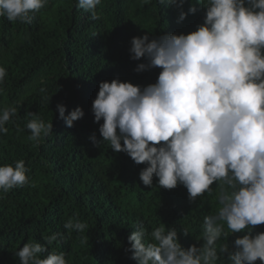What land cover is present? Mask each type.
I'll return each mask as SVG.
<instances>
[{
  "label": "trees",
  "instance_id": "1",
  "mask_svg": "<svg viewBox=\"0 0 264 264\" xmlns=\"http://www.w3.org/2000/svg\"><path fill=\"white\" fill-rule=\"evenodd\" d=\"M76 3L48 0L30 24L0 17V66L7 70L0 109H17L5 125L8 132L0 134V166L24 160L30 179L6 193L0 190V264H20L15 253L23 244H45L44 237L53 233L58 239L46 245L48 252H64L68 264H137L127 237L139 222L149 234L162 225L175 228L185 249L202 246L204 217L220 207L216 182L211 195L190 202L182 184L165 189L154 175L153 185L145 186L139 178L145 164L113 151L106 141L95 145L89 137L94 133L102 141L103 119L94 122L92 112L101 81L119 78L146 86L158 78L160 68L135 71L146 60L131 59L132 37L187 34L203 23L205 8L197 0H184L187 15L178 22L181 9L159 0H102L96 9L100 19L93 20ZM193 5L194 14L188 11ZM58 103L66 106V115L77 106L85 115L67 127ZM30 112L53 124L52 134L39 144L29 139ZM69 219L88 228L69 232L64 228ZM246 232H229L218 245L227 243L235 252V239ZM260 232L264 224L254 226L252 235ZM227 255L221 254L217 264H229Z\"/></svg>",
  "mask_w": 264,
  "mask_h": 264
},
{
  "label": "clouds",
  "instance_id": "2",
  "mask_svg": "<svg viewBox=\"0 0 264 264\" xmlns=\"http://www.w3.org/2000/svg\"><path fill=\"white\" fill-rule=\"evenodd\" d=\"M48 0H0V17L31 23L32 14ZM102 0H77L76 6L98 20ZM149 4L151 0H143ZM181 9L184 0H159ZM206 12L204 21L187 34L168 33L157 38L134 36L129 49L139 63L136 72L160 68L154 83L146 86L114 78L99 83L92 103L94 122L102 141L115 152L126 153L136 164H145L139 178L145 186L174 189L186 187L194 202L211 195L216 182L220 207L203 220L202 246L182 247L175 228L156 227L150 234L142 222L127 237L137 264H217L227 253L229 264H264V232L252 235L264 224V0H197ZM196 7L189 8L195 13ZM7 76L0 66V84ZM2 91V89H0ZM50 101V97H45ZM59 118L67 127L85 115L77 106L66 113L57 104ZM17 109H0V134ZM32 116L26 125L29 139L37 144L53 132L52 121ZM123 142V143H122ZM24 160L0 166V190L30 183ZM247 230L234 241L236 251L219 244L222 236ZM64 228L83 233L88 225L69 219ZM187 233V231H185ZM57 233L44 237L45 244L29 242L15 253L20 264H68L64 252H48ZM48 252L45 257L43 254Z\"/></svg>",
  "mask_w": 264,
  "mask_h": 264
}]
</instances>
